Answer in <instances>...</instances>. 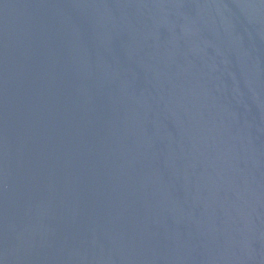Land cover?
Returning a JSON list of instances; mask_svg holds the SVG:
<instances>
[{
	"label": "water",
	"instance_id": "water-1",
	"mask_svg": "<svg viewBox=\"0 0 264 264\" xmlns=\"http://www.w3.org/2000/svg\"><path fill=\"white\" fill-rule=\"evenodd\" d=\"M0 264H264V0H0Z\"/></svg>",
	"mask_w": 264,
	"mask_h": 264
}]
</instances>
